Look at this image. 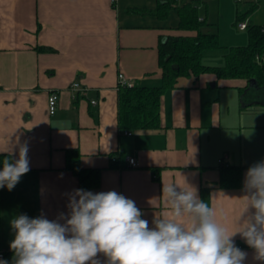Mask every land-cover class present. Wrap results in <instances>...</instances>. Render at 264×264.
I'll return each mask as SVG.
<instances>
[{"label":"crops","instance_id":"0c3cea01","mask_svg":"<svg viewBox=\"0 0 264 264\" xmlns=\"http://www.w3.org/2000/svg\"><path fill=\"white\" fill-rule=\"evenodd\" d=\"M157 2L0 0V153L15 160L27 144L30 167L11 191L0 188V254L12 251L10 222L21 214L65 224L76 189L122 194L151 228L156 218H172L163 185L194 187L200 199L205 188L216 222L229 232L236 229L246 172L264 161V103L244 106L241 89L248 80L212 73L181 77L162 95L159 128L119 129V74L136 84L160 85V38L197 34L178 29L176 9L159 18L153 11ZM191 2L207 23L203 32L217 33L220 40L223 33L247 32L233 28L239 16L247 24L264 23V0H177ZM240 39L244 42L221 41L222 49L207 50L203 62L223 65L214 55L224 57L228 47L248 43ZM75 82L87 91L74 90ZM52 90L59 92L54 114L48 108ZM69 148L79 149L84 168L100 169L97 187H81L66 168ZM130 156L139 167L130 166ZM227 165L243 167L241 187L219 186L221 166ZM181 219L187 226L188 218ZM233 239L247 253L244 264H264L239 234ZM0 259L13 264L12 257ZM96 259L107 264L102 253Z\"/></svg>","mask_w":264,"mask_h":264},{"label":"clouds","instance_id":"9594fccd","mask_svg":"<svg viewBox=\"0 0 264 264\" xmlns=\"http://www.w3.org/2000/svg\"><path fill=\"white\" fill-rule=\"evenodd\" d=\"M27 153L24 144L17 159H3L0 188L11 191L30 171ZM244 189L231 232L216 222L214 209L191 186L163 185L172 218H156L151 228L135 202L122 194L76 189L65 224L26 214L11 220L13 264H100L101 253L107 264H244L247 253L235 245L237 234L255 250V259L264 261V161L247 170ZM0 264L8 261L0 259Z\"/></svg>","mask_w":264,"mask_h":264},{"label":"trees","instance_id":"16d2710c","mask_svg":"<svg viewBox=\"0 0 264 264\" xmlns=\"http://www.w3.org/2000/svg\"><path fill=\"white\" fill-rule=\"evenodd\" d=\"M176 9L180 21L178 29L196 31V35H168L160 38L158 45L159 66L162 69V81L158 86L134 84L131 87L119 88L118 126L121 130L155 129L161 126L162 95L176 87L179 78L198 77L203 73L215 74L218 78H242L248 84L241 89V100L244 106L260 100L264 103V23L247 24L248 43L230 46L224 54L223 65L211 66L203 62L207 50L221 48L217 33L203 32L207 25L200 19V11L195 3L179 5L177 0H158L154 13L162 19ZM148 9H144V11ZM244 18V17H243ZM242 17L237 18L240 22ZM43 50H52L41 47ZM251 80L255 83L250 85ZM259 91L256 95L253 92ZM261 91V92H260ZM254 97V98H253ZM4 158L14 160L9 153H0V170ZM66 168L78 178L83 188H94L100 182V169L84 168L81 165V153L78 148L66 150ZM242 166H221L219 186L238 188L242 186ZM201 200L210 206L209 190L203 188ZM12 257L13 251L2 253V257Z\"/></svg>","mask_w":264,"mask_h":264},{"label":"built area","instance_id":"2783aa9c","mask_svg":"<svg viewBox=\"0 0 264 264\" xmlns=\"http://www.w3.org/2000/svg\"><path fill=\"white\" fill-rule=\"evenodd\" d=\"M238 27L244 30L247 28V23L245 21L239 22ZM134 84H135L134 81L127 78L123 73L119 74V88L125 87V86L131 87ZM71 86L73 87L74 90H81L83 92L87 91V88L82 87L79 82H75ZM58 102H59V92L57 90H52L48 96V108H49L50 114H54L57 111ZM92 103H96V100H92ZM125 133L132 134V132L130 131H126ZM128 160H129L130 166L132 167L140 166V161H138L134 156H130ZM0 256H2V253L0 254Z\"/></svg>","mask_w":264,"mask_h":264},{"label":"rangeland","instance_id":"374dc122","mask_svg":"<svg viewBox=\"0 0 264 264\" xmlns=\"http://www.w3.org/2000/svg\"><path fill=\"white\" fill-rule=\"evenodd\" d=\"M234 24H237V27L239 25V22H237V20H234L233 21V28H234ZM236 27V26H235ZM235 29V28H234ZM235 31H238L237 28L235 29ZM227 34V35H226ZM230 34V35H229ZM240 37H247L248 39V34L247 32H242V36H236L235 34H231V33H223V37L221 38L220 42L223 41L226 42V44H231L232 42H237V43H241V42H244V41H241ZM220 39V37H219ZM229 48V47H228ZM218 50H214V51H220L222 49L220 48H217ZM214 58L215 59H222V61L224 62V57L221 55V54H215L214 55ZM261 92V91H260ZM257 93H259V91L257 90L256 92L254 91L253 92V95H256ZM254 98V97H253Z\"/></svg>","mask_w":264,"mask_h":264},{"label":"water","instance_id":"95a60500","mask_svg":"<svg viewBox=\"0 0 264 264\" xmlns=\"http://www.w3.org/2000/svg\"><path fill=\"white\" fill-rule=\"evenodd\" d=\"M249 82H250V85H252L253 83H255V80H251Z\"/></svg>","mask_w":264,"mask_h":264}]
</instances>
